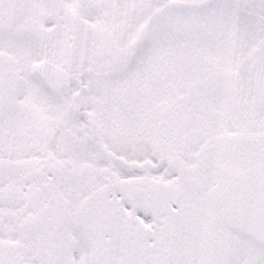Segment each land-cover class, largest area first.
Returning <instances> with one entry per match:
<instances>
[{
    "label": "snow or ice",
    "instance_id": "obj_1",
    "mask_svg": "<svg viewBox=\"0 0 264 264\" xmlns=\"http://www.w3.org/2000/svg\"><path fill=\"white\" fill-rule=\"evenodd\" d=\"M0 264H264V0H0Z\"/></svg>",
    "mask_w": 264,
    "mask_h": 264
}]
</instances>
